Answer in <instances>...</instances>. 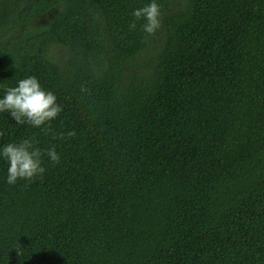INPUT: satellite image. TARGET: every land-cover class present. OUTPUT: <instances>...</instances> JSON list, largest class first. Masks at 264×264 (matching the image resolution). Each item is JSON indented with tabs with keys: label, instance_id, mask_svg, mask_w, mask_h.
Instances as JSON below:
<instances>
[{
	"label": "trees",
	"instance_id": "trees-1",
	"mask_svg": "<svg viewBox=\"0 0 264 264\" xmlns=\"http://www.w3.org/2000/svg\"><path fill=\"white\" fill-rule=\"evenodd\" d=\"M147 2L0 0V95L32 75L63 109L0 113L61 157L0 161V264H264V0H157L151 35Z\"/></svg>",
	"mask_w": 264,
	"mask_h": 264
},
{
	"label": "clouds",
	"instance_id": "clouds-1",
	"mask_svg": "<svg viewBox=\"0 0 264 264\" xmlns=\"http://www.w3.org/2000/svg\"><path fill=\"white\" fill-rule=\"evenodd\" d=\"M132 16L143 18L146 21L143 24L144 31L153 34L160 23L157 0H148L144 7L134 9ZM130 28H135L134 22ZM62 110L55 93L45 89L38 78L32 75L18 79L15 86H5L0 95V113H7L17 125L26 124L32 128L50 130L51 123ZM45 157L52 165L58 164L61 159L54 145L42 149L31 137L0 144V161L7 165L4 182L15 185L19 180L31 182L42 178Z\"/></svg>",
	"mask_w": 264,
	"mask_h": 264
},
{
	"label": "rangeland",
	"instance_id": "rangeland-1",
	"mask_svg": "<svg viewBox=\"0 0 264 264\" xmlns=\"http://www.w3.org/2000/svg\"><path fill=\"white\" fill-rule=\"evenodd\" d=\"M39 22H42V19H39V20L35 21V23H39Z\"/></svg>",
	"mask_w": 264,
	"mask_h": 264
}]
</instances>
